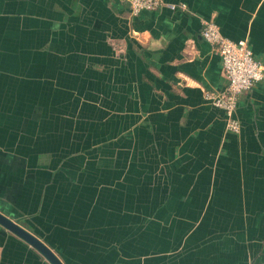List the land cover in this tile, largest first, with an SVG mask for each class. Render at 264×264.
I'll list each match as a JSON object with an SVG mask.
<instances>
[{"label": "crops", "instance_id": "obj_1", "mask_svg": "<svg viewBox=\"0 0 264 264\" xmlns=\"http://www.w3.org/2000/svg\"><path fill=\"white\" fill-rule=\"evenodd\" d=\"M0 0V213L63 264L264 262V79L240 129L204 21L264 63V0ZM0 264H51L0 225Z\"/></svg>", "mask_w": 264, "mask_h": 264}, {"label": "built area", "instance_id": "obj_2", "mask_svg": "<svg viewBox=\"0 0 264 264\" xmlns=\"http://www.w3.org/2000/svg\"><path fill=\"white\" fill-rule=\"evenodd\" d=\"M128 4L131 15H137L143 10H157L163 6H168L171 10L186 8L184 4L165 3L163 0H128ZM200 34L215 46L226 80L222 91L205 92V99L224 111L227 130L237 133L240 125L234 112L238 97L264 79V63L254 57L246 39H228L213 22L204 21Z\"/></svg>", "mask_w": 264, "mask_h": 264}, {"label": "water", "instance_id": "obj_3", "mask_svg": "<svg viewBox=\"0 0 264 264\" xmlns=\"http://www.w3.org/2000/svg\"><path fill=\"white\" fill-rule=\"evenodd\" d=\"M0 225L4 226L9 231L28 242L43 256H45L51 264H63L51 251V249L47 247L41 240L2 213H0Z\"/></svg>", "mask_w": 264, "mask_h": 264}, {"label": "rangeland", "instance_id": "obj_4", "mask_svg": "<svg viewBox=\"0 0 264 264\" xmlns=\"http://www.w3.org/2000/svg\"><path fill=\"white\" fill-rule=\"evenodd\" d=\"M251 264H259V263H251ZM260 264H264V262L263 263H260Z\"/></svg>", "mask_w": 264, "mask_h": 264}]
</instances>
